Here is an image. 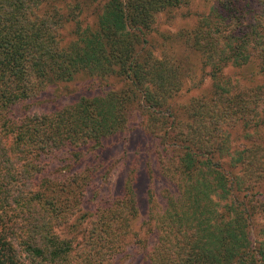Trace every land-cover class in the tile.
<instances>
[{"label":"trees","instance_id":"1","mask_svg":"<svg viewBox=\"0 0 264 264\" xmlns=\"http://www.w3.org/2000/svg\"><path fill=\"white\" fill-rule=\"evenodd\" d=\"M86 1L96 3L94 24L75 23L74 39L63 44L67 15L50 0H0V264H107L122 255L131 235L137 242L131 230L139 214L137 176L89 209L84 193L93 173L70 172L72 158L62 159L83 145L101 152L104 140L125 129L134 106L148 133L163 145L177 144L171 154L178 166L164 170L172 196L159 210L150 206L159 215L148 226L153 241L145 239L143 264H264V227L260 240L251 238V199L259 192L249 190L264 179V167L244 189L248 176L222 169L229 167L222 161L230 156L229 137L217 136L222 121L264 120V84L251 96L250 86L224 74L253 67L264 76V0H207L209 12L196 25L164 36L168 43L181 39L200 57L212 87L208 101L192 100V114L178 122L168 101L185 72L153 55L154 24L157 14L193 0ZM80 75L118 78L125 86L44 114L18 110ZM235 86L243 93L233 94ZM254 162L264 164V153L253 155L251 165L233 159L231 170H254ZM83 217L91 219L89 229L81 228Z\"/></svg>","mask_w":264,"mask_h":264},{"label":"rangeland","instance_id":"2","mask_svg":"<svg viewBox=\"0 0 264 264\" xmlns=\"http://www.w3.org/2000/svg\"><path fill=\"white\" fill-rule=\"evenodd\" d=\"M95 2H87L86 0H50V6L54 7L58 14L67 15L65 28L61 30L63 37V44H67L74 39L73 32L75 23L80 27L91 26L95 22ZM209 1L207 0H193L186 6L180 9H174L170 13L157 14V20L154 26L157 31L154 32V39L157 41V49H153V55L156 58H164L166 56L170 61H176L184 69V78H182L183 86L180 87L173 97L168 101L175 113H173L178 120H183L184 117L190 116L192 110L189 109L192 100L208 101L212 95V87L209 76L201 67L200 57L187 49L182 43L181 39L173 38L180 32L192 28L196 25L197 20L206 15L210 9ZM100 5H98L99 13ZM199 21V20H198ZM174 36L171 42H166L164 36ZM224 74L233 82L238 81L241 87L243 85L250 86L253 90L251 96L256 92V86L264 84V76L257 74L253 67L243 68H227ZM236 80V81H235ZM243 84V85H241ZM125 86V83L118 78H110L108 80L99 79L98 77H90L80 75L75 80L69 83L57 85L56 87H48L44 91L38 93L34 100L23 103L18 110L26 114H44L56 109L60 104H69L77 101L81 97H93L104 94L108 91H120ZM241 87L235 86L231 92L233 94L243 93ZM132 113L129 115V121L123 131L117 135L110 137L103 141V150L90 145H83L80 147L81 153L72 156L65 154L62 159L66 162L67 158L73 160V167L70 172L75 170H82L86 173L91 171L93 173V180L90 181L88 187L85 189L84 198H88L87 202L91 206L89 209L98 208L100 203L98 199L106 200L107 195H116L122 192V189L131 182V178L137 176L135 179V188L139 196L138 209L139 214L134 219L131 227L134 233H137V242L134 236L127 239L128 246L122 255L117 256L113 260H108L107 264H143L145 260L142 258L144 251L148 247L149 242L145 239L152 235L149 239L153 241L152 231H147L148 226H154L158 220V215L150 206L160 207V204L167 203L168 198L172 196V189L169 187L170 182L165 176L164 170L169 167L171 162L173 166H178L176 156L172 157L171 151L177 148V144L163 145L160 139L148 133L144 129L145 117H142L136 107H132ZM253 116L252 121L247 125L236 124V119L229 121H222L219 124V131L217 136L221 139L228 138V145L230 147V156L224 157L223 162L228 163L229 167L225 165L222 169L226 172L227 169L238 177L248 176L249 183H246L244 189L251 186V182L256 180V172L264 164L257 166L254 162L255 169L245 170V168L238 170H231V162L233 159L238 160L240 166L242 164L251 165L249 160L255 155V159L264 153V120L257 119ZM181 122V121H180ZM158 124L155 123L154 127ZM169 144V143H168ZM236 149L237 152L231 153ZM249 158V159H248ZM75 160V161H74ZM68 162V161H67ZM251 172V175L249 173ZM164 174V175H163ZM264 175V170L261 173ZM254 178V179H253ZM251 192L258 191L259 196L250 198L252 210L251 218V238L260 240L262 237V227H264V179H260L255 183ZM168 205V203H167ZM161 215V214H160ZM81 220V228H90L92 221L89 217H83ZM261 234V236H260Z\"/></svg>","mask_w":264,"mask_h":264}]
</instances>
